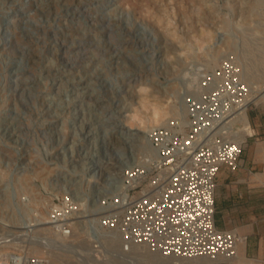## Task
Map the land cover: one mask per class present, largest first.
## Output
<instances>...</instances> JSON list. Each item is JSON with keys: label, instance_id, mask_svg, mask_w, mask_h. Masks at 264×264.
<instances>
[{"label": "rangeland", "instance_id": "1", "mask_svg": "<svg viewBox=\"0 0 264 264\" xmlns=\"http://www.w3.org/2000/svg\"><path fill=\"white\" fill-rule=\"evenodd\" d=\"M223 62L240 65L255 90L263 86L264 0H0V184L45 193L55 177L75 175L82 192L87 134L100 152L144 142L145 129L126 122L137 85L173 104L190 67ZM117 248L83 241L54 250L49 264L177 261ZM194 260L181 264L207 259Z\"/></svg>", "mask_w": 264, "mask_h": 264}, {"label": "built area", "instance_id": "2", "mask_svg": "<svg viewBox=\"0 0 264 264\" xmlns=\"http://www.w3.org/2000/svg\"><path fill=\"white\" fill-rule=\"evenodd\" d=\"M190 72L168 119L145 133L151 154L138 144L100 152L90 132L77 180H86L82 192L75 175L62 183L55 177L46 194H28L13 180L0 184V264H49L54 250L83 241L117 246L121 253L143 248L160 257L216 263L237 256L243 238L216 226L214 191L220 167H237L251 133L241 120L252 103L250 83L232 62ZM38 194L45 200L32 203Z\"/></svg>", "mask_w": 264, "mask_h": 264}, {"label": "crops", "instance_id": "3", "mask_svg": "<svg viewBox=\"0 0 264 264\" xmlns=\"http://www.w3.org/2000/svg\"><path fill=\"white\" fill-rule=\"evenodd\" d=\"M251 133L235 169L220 167L214 191L215 224L242 237L237 256L216 264H264V106L248 109Z\"/></svg>", "mask_w": 264, "mask_h": 264}, {"label": "clouds", "instance_id": "4", "mask_svg": "<svg viewBox=\"0 0 264 264\" xmlns=\"http://www.w3.org/2000/svg\"><path fill=\"white\" fill-rule=\"evenodd\" d=\"M185 53L181 52L180 55ZM135 103L130 106L126 114V122L129 127L144 129L148 126H158L168 119L171 98H161L153 94V90L147 84H139L135 88Z\"/></svg>", "mask_w": 264, "mask_h": 264}, {"label": "bare ground", "instance_id": "5", "mask_svg": "<svg viewBox=\"0 0 264 264\" xmlns=\"http://www.w3.org/2000/svg\"><path fill=\"white\" fill-rule=\"evenodd\" d=\"M249 85H250V92H249L250 101L254 102V103H256L258 101L264 102V84L261 88H259L257 90L254 89V86L251 83ZM241 120H243V127L247 128L249 122H248L247 115L245 113L242 114ZM149 128H150V126L146 125V127L144 129H145V131H147ZM131 129H133V128H131ZM144 138H145L144 142L142 144H139V146L143 151H145L148 154H151L152 151L147 144L146 135ZM22 225H24V224H22ZM25 225H28V224L26 223ZM152 255H156V254H152ZM156 256H159V255H156ZM160 258L166 259V257H160ZM169 259L177 260V261L172 262V264H181V262H183V260H194V259H178V258H169ZM202 259H207V260H205L203 262L196 263V264H215L216 263V261L209 259V258H202Z\"/></svg>", "mask_w": 264, "mask_h": 264}]
</instances>
